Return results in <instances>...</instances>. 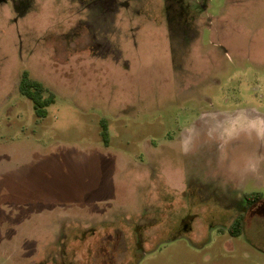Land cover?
<instances>
[{
    "label": "rangeland",
    "instance_id": "rangeland-1",
    "mask_svg": "<svg viewBox=\"0 0 264 264\" xmlns=\"http://www.w3.org/2000/svg\"><path fill=\"white\" fill-rule=\"evenodd\" d=\"M26 71L54 98L45 117L20 91ZM204 113L224 145L184 144ZM252 191L264 0L0 2V264H264V199L230 233Z\"/></svg>",
    "mask_w": 264,
    "mask_h": 264
},
{
    "label": "flooded vegetation",
    "instance_id": "flooded-vegetation-1",
    "mask_svg": "<svg viewBox=\"0 0 264 264\" xmlns=\"http://www.w3.org/2000/svg\"><path fill=\"white\" fill-rule=\"evenodd\" d=\"M0 2H8V0H0ZM126 1H124V5H126ZM205 7V5H203ZM106 46L103 52H109L112 54L113 57L115 56H119V54L121 53V46L122 44L120 43H112L111 41H108L107 43H105ZM108 53V54H109ZM225 127H224V121H216L215 119H211L210 115L208 113H204L197 121L193 122L192 125L185 130L184 134L182 135L181 139L184 140V144H188L191 143V145L195 146L198 144H210V142H216L217 139L220 141L219 145H224V140H222V138L225 136ZM111 138V137H110ZM109 144H110V140H109ZM108 144V145H109ZM223 161V162H222ZM223 163L224 165H226L227 159H221L220 158V163ZM221 172L220 174H222V172H225L224 169H220ZM225 187H227V185H224ZM204 189H208L209 194H205L204 192V201H206V203H209L211 199H218L219 196L216 195V193H213L209 190L208 187H206V184H204ZM262 194V198H260V195ZM221 195V194H220ZM225 196V194H222V196ZM223 196V197H224ZM245 196V202L244 205L242 207V211L238 214H233V215H241L240 217H244V221L246 222L247 220V216L251 213L253 207L259 203L261 200L264 199V194L259 192V191H252L251 193H246L244 194ZM226 215L227 213H215L213 211L211 212H206L205 215ZM230 215V214H227ZM239 217V218H240ZM238 218V219H239ZM194 220V218L192 217H187L184 221V225L181 231L184 232H193L195 231L194 227L192 226V221ZM219 232L221 230H226L225 228H218ZM221 229V230H220ZM229 230V229H227ZM230 231V230H229ZM230 233H232V230L230 231ZM233 234V233H232ZM234 235V234H233ZM241 235V234H240ZM237 235V236H240ZM98 247V244H95ZM93 245V246H95ZM141 247V246H140ZM93 248V247H90ZM90 251V250H89ZM103 253V257L105 256H109L111 254V249H109L107 246L105 248V251L102 250ZM91 255H88V257H90ZM93 258V256H91ZM90 257V258H91ZM79 264H109L108 260H104V262H99L93 259H87V260H80Z\"/></svg>",
    "mask_w": 264,
    "mask_h": 264
},
{
    "label": "trees",
    "instance_id": "trees-1",
    "mask_svg": "<svg viewBox=\"0 0 264 264\" xmlns=\"http://www.w3.org/2000/svg\"><path fill=\"white\" fill-rule=\"evenodd\" d=\"M20 91L23 95L27 96L34 103V108L38 117H45L47 115V106L54 102L52 96H45L47 91L46 87L39 82L30 77L29 73L26 71L20 83ZM102 125V138L105 143L108 145L110 140V130L108 126V120L103 118L101 120ZM262 194L260 195V198ZM244 217H240L236 220L235 224L232 227V233L234 235H240L243 232L244 228Z\"/></svg>",
    "mask_w": 264,
    "mask_h": 264
}]
</instances>
